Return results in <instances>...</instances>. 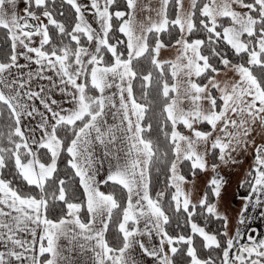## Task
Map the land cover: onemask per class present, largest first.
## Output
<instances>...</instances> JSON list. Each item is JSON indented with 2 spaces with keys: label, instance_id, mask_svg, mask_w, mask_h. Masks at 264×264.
Listing matches in <instances>:
<instances>
[{
  "label": "snow or ice",
  "instance_id": "1",
  "mask_svg": "<svg viewBox=\"0 0 264 264\" xmlns=\"http://www.w3.org/2000/svg\"><path fill=\"white\" fill-rule=\"evenodd\" d=\"M0 264H264V0H0Z\"/></svg>",
  "mask_w": 264,
  "mask_h": 264
},
{
  "label": "crops",
  "instance_id": "2",
  "mask_svg": "<svg viewBox=\"0 0 264 264\" xmlns=\"http://www.w3.org/2000/svg\"><path fill=\"white\" fill-rule=\"evenodd\" d=\"M237 179H238V177H235V176L233 177L232 186L228 189V195L225 198V203L231 207L233 214H235L236 212L239 211L240 204H241V202L238 201L239 199H235L236 203L232 199V193L236 191V187L235 186H236V183H237ZM234 204H236L237 206L235 207Z\"/></svg>",
  "mask_w": 264,
  "mask_h": 264
},
{
  "label": "rangeland",
  "instance_id": "3",
  "mask_svg": "<svg viewBox=\"0 0 264 264\" xmlns=\"http://www.w3.org/2000/svg\"><path fill=\"white\" fill-rule=\"evenodd\" d=\"M239 201V200H238ZM234 202L236 203V200H234ZM234 206L236 207L237 205L236 204H234Z\"/></svg>",
  "mask_w": 264,
  "mask_h": 264
}]
</instances>
